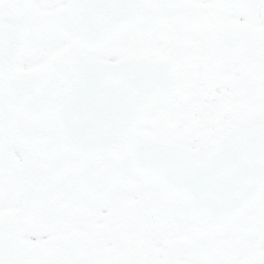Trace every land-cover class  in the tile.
I'll list each match as a JSON object with an SVG mask.
<instances>
[{
  "label": "snow or ice",
  "instance_id": "1",
  "mask_svg": "<svg viewBox=\"0 0 264 264\" xmlns=\"http://www.w3.org/2000/svg\"><path fill=\"white\" fill-rule=\"evenodd\" d=\"M0 264H264V0H0Z\"/></svg>",
  "mask_w": 264,
  "mask_h": 264
}]
</instances>
